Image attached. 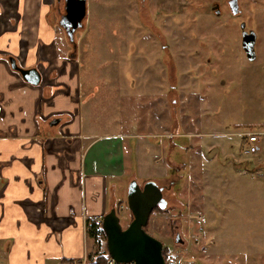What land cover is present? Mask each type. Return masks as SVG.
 I'll return each instance as SVG.
<instances>
[{
	"label": "rangeland",
	"instance_id": "rangeland-1",
	"mask_svg": "<svg viewBox=\"0 0 264 264\" xmlns=\"http://www.w3.org/2000/svg\"><path fill=\"white\" fill-rule=\"evenodd\" d=\"M228 1L87 0L76 50L66 42L97 132L138 138L125 140L139 142L129 183L163 188L167 208L147 232L167 264H264V0H239L237 16ZM243 23L256 34L253 61ZM248 134L257 154H244ZM118 201L125 229L133 216L127 196Z\"/></svg>",
	"mask_w": 264,
	"mask_h": 264
},
{
	"label": "crops",
	"instance_id": "crops-1",
	"mask_svg": "<svg viewBox=\"0 0 264 264\" xmlns=\"http://www.w3.org/2000/svg\"><path fill=\"white\" fill-rule=\"evenodd\" d=\"M63 11V0H0V264L88 259L87 219L115 208L132 178L125 140L137 137L97 132L78 60L67 56ZM10 59L37 69L40 84Z\"/></svg>",
	"mask_w": 264,
	"mask_h": 264
},
{
	"label": "water",
	"instance_id": "water-1",
	"mask_svg": "<svg viewBox=\"0 0 264 264\" xmlns=\"http://www.w3.org/2000/svg\"><path fill=\"white\" fill-rule=\"evenodd\" d=\"M229 5L234 15L239 14V0H230ZM87 0H65V14L60 20L67 38L76 50L75 33L84 26L87 18ZM219 14V11H217ZM243 30V48L250 61L255 59L256 34ZM12 68L18 71L23 79L32 85H39L41 75L37 69H22L15 59H10ZM60 119L52 124L57 125ZM128 208L133 216L127 228H123L121 219L115 208L111 209L103 218V229L107 237V249L110 257L117 262H133L134 264H167L163 256V244L150 235L145 228L148 226L152 212L159 208H167L163 188L154 181H148L141 187L136 180H132L127 193ZM177 236V242H180Z\"/></svg>",
	"mask_w": 264,
	"mask_h": 264
},
{
	"label": "trees",
	"instance_id": "trees-1",
	"mask_svg": "<svg viewBox=\"0 0 264 264\" xmlns=\"http://www.w3.org/2000/svg\"><path fill=\"white\" fill-rule=\"evenodd\" d=\"M156 209H158V208H156ZM102 223H103V218H96V217L89 218L86 221L87 233H88V236L93 240V242L98 246H100L103 241H105V243H106V251L105 252H103L101 254H97L94 257H92L91 255L89 256L88 260H89L90 264H105L108 261V259L111 258L109 253H108L107 237H106V234L104 232ZM145 230L147 231V227L145 228ZM163 256L165 258V249L164 248H163Z\"/></svg>",
	"mask_w": 264,
	"mask_h": 264
},
{
	"label": "built area",
	"instance_id": "built-area-1",
	"mask_svg": "<svg viewBox=\"0 0 264 264\" xmlns=\"http://www.w3.org/2000/svg\"><path fill=\"white\" fill-rule=\"evenodd\" d=\"M260 151V147L258 145V137L255 134H248V141H247V147L244 150V154L246 155H253L257 154ZM70 264H90L88 259H80L72 261ZM105 264H134L133 262H117L113 260L112 258H109L108 261Z\"/></svg>",
	"mask_w": 264,
	"mask_h": 264
},
{
	"label": "flooded vegetation",
	"instance_id": "flooded-vegetation-1",
	"mask_svg": "<svg viewBox=\"0 0 264 264\" xmlns=\"http://www.w3.org/2000/svg\"><path fill=\"white\" fill-rule=\"evenodd\" d=\"M229 2H230V1H228V7H229V9H230V11H231V7H230V5H229ZM63 3H64V11H63L62 13H60V14H61V16H60V20H61L62 16L65 14V0H63ZM213 9H214V11L216 12V14H217V11H219V14H217V15H220L221 11H220V7H219V5H216ZM231 13H232V11H231ZM240 13H241V10H240V6H239V14H240ZM239 14H237V15H239ZM232 15H234V14L232 13ZM237 15H234V16H237ZM243 24H245V23H243ZM245 27H246V25H245ZM71 57L74 58V57H75V54L71 55ZM13 70H14V69H13ZM16 72H18V71H16ZM18 73H19V72H18Z\"/></svg>",
	"mask_w": 264,
	"mask_h": 264
}]
</instances>
